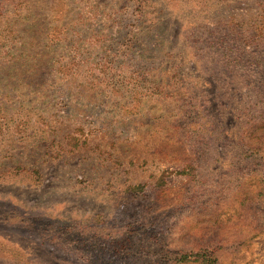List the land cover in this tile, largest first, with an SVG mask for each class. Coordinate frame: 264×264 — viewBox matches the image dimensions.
Returning <instances> with one entry per match:
<instances>
[{
    "label": "rangeland",
    "instance_id": "obj_1",
    "mask_svg": "<svg viewBox=\"0 0 264 264\" xmlns=\"http://www.w3.org/2000/svg\"><path fill=\"white\" fill-rule=\"evenodd\" d=\"M0 264H264V0H0Z\"/></svg>",
    "mask_w": 264,
    "mask_h": 264
},
{
    "label": "trees",
    "instance_id": "obj_2",
    "mask_svg": "<svg viewBox=\"0 0 264 264\" xmlns=\"http://www.w3.org/2000/svg\"><path fill=\"white\" fill-rule=\"evenodd\" d=\"M188 257V255H185V256H182V258L181 259H185V258H187Z\"/></svg>",
    "mask_w": 264,
    "mask_h": 264
}]
</instances>
